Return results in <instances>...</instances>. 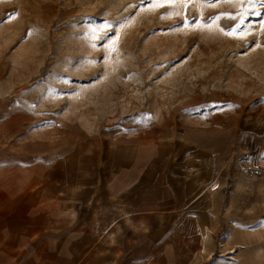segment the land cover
<instances>
[{"label":"rangeland","instance_id":"1","mask_svg":"<svg viewBox=\"0 0 264 264\" xmlns=\"http://www.w3.org/2000/svg\"><path fill=\"white\" fill-rule=\"evenodd\" d=\"M260 122L264 0H0L10 159L51 162L79 143L141 150L182 129ZM260 168V180L226 186V229L216 222L192 264H264Z\"/></svg>","mask_w":264,"mask_h":264},{"label":"crops","instance_id":"2","mask_svg":"<svg viewBox=\"0 0 264 264\" xmlns=\"http://www.w3.org/2000/svg\"><path fill=\"white\" fill-rule=\"evenodd\" d=\"M1 146L0 264H192L216 222L226 229L241 160L264 168L261 122L141 150L79 143L51 162Z\"/></svg>","mask_w":264,"mask_h":264},{"label":"built area","instance_id":"3","mask_svg":"<svg viewBox=\"0 0 264 264\" xmlns=\"http://www.w3.org/2000/svg\"><path fill=\"white\" fill-rule=\"evenodd\" d=\"M240 172L250 178H258L262 175L260 167L244 161L241 162Z\"/></svg>","mask_w":264,"mask_h":264}]
</instances>
